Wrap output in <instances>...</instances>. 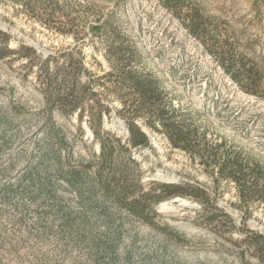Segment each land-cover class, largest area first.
I'll use <instances>...</instances> for the list:
<instances>
[{
    "label": "rangeland",
    "instance_id": "rangeland-1",
    "mask_svg": "<svg viewBox=\"0 0 264 264\" xmlns=\"http://www.w3.org/2000/svg\"><path fill=\"white\" fill-rule=\"evenodd\" d=\"M0 264H264V0H0Z\"/></svg>",
    "mask_w": 264,
    "mask_h": 264
},
{
    "label": "trees",
    "instance_id": "trees-1",
    "mask_svg": "<svg viewBox=\"0 0 264 264\" xmlns=\"http://www.w3.org/2000/svg\"><path fill=\"white\" fill-rule=\"evenodd\" d=\"M239 70H241V69H238V71L236 72L237 73V75L238 76H241V71H239ZM234 78V77H233ZM111 135H112V132H111ZM113 136H114V134H113ZM143 137H144V135H142ZM115 138V137H114ZM104 150H105V146L104 145H102V153L104 152Z\"/></svg>",
    "mask_w": 264,
    "mask_h": 264
}]
</instances>
